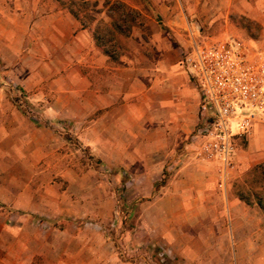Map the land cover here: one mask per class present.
Here are the masks:
<instances>
[{
  "label": "crops",
  "instance_id": "obj_1",
  "mask_svg": "<svg viewBox=\"0 0 264 264\" xmlns=\"http://www.w3.org/2000/svg\"><path fill=\"white\" fill-rule=\"evenodd\" d=\"M152 6L157 19L144 20L153 31L128 33L121 67L54 0L4 7L1 70L29 103L21 111L0 86V264H145L147 251L163 246L187 262L229 263L227 241L214 252L202 233L229 228L216 201L227 184L218 162L198 155L200 98L179 58L192 40L235 38L250 53L264 51V0ZM239 21L258 24L260 40ZM235 142V170L263 162L264 115ZM211 212L220 217L207 221ZM126 214L133 224L121 232ZM250 235L247 254L264 264V238Z\"/></svg>",
  "mask_w": 264,
  "mask_h": 264
},
{
  "label": "built area",
  "instance_id": "obj_2",
  "mask_svg": "<svg viewBox=\"0 0 264 264\" xmlns=\"http://www.w3.org/2000/svg\"><path fill=\"white\" fill-rule=\"evenodd\" d=\"M181 63L199 94V157L217 161L222 184L235 167L237 138H247L264 115V51L250 53L235 39L192 40Z\"/></svg>",
  "mask_w": 264,
  "mask_h": 264
},
{
  "label": "rangeland",
  "instance_id": "obj_3",
  "mask_svg": "<svg viewBox=\"0 0 264 264\" xmlns=\"http://www.w3.org/2000/svg\"><path fill=\"white\" fill-rule=\"evenodd\" d=\"M54 1L57 3L58 7L65 8L67 6V3L70 0H61L63 2V5L57 0H54ZM73 1H74V4H73L74 7L79 9L81 15H85L84 13H86L87 15L90 14L96 19H102L106 23H109L110 19L107 17L105 13V8L101 5L104 1H110V2L118 1L121 3H125L127 7L136 6L137 7L136 9L138 10V14H139L138 21L136 22L135 26L131 28L132 30L130 32L142 30L148 35L153 31L154 27L152 28L150 24L145 23L146 20H144V18L150 15L151 18L157 19L156 14L154 12V8L152 6V0H96V2L95 0H87V3L81 0H73ZM97 2L98 4L94 5ZM15 6H16V0H0V24L3 23L2 19L4 17V11H3L4 7L7 8L6 9L7 12H12ZM97 10H100V12H96ZM87 15H85L86 17L85 23L93 27L96 21H93V22L90 21ZM236 20H239V19H236ZM222 24L223 22L217 23L214 27V31H217V29H220L219 26ZM238 24L244 26L252 37L256 38L257 40H260L258 36L260 34V26L258 24L253 23V22H244V21H239ZM1 32L2 31H0V35L2 34ZM239 32L240 31H236L234 33L239 34ZM145 33L142 34V36L144 37L143 39L144 42L142 44H145L146 42L145 40H147L145 37ZM129 34L127 35L119 34V33L115 34L116 50L118 52V57L115 60V62L117 63V66L119 67H121V64L124 62L125 60L124 57L128 55V36ZM236 37H240V36H236ZM242 38L246 39L244 37ZM135 41H137V39ZM189 48H190V45L187 46V49ZM173 55L176 56L175 54ZM181 55L183 58L184 53ZM150 58L156 60L157 55L155 53L152 54V52H150ZM181 59L179 58V66H180V69L186 74L185 69L180 61ZM1 68H2V62L0 60V86L2 87V93L6 96V98L8 97L10 101H12L15 105H17L21 111L26 112L27 107H28L27 103H29L26 93L20 87H18V85H15L14 83L6 80L7 77L6 75H3V71L1 70ZM39 103H42V102H39ZM69 142L70 144H72L70 146L73 147L74 146L73 142H71V140ZM78 155L79 157H82L81 160L85 164L83 166L86 169H88L89 167L86 164V162L88 161L87 150L81 148V152ZM250 169L251 168L246 169V170H238V169L235 170L234 168L231 169L229 171V178L228 180H226L227 182H225L227 184V192H226L227 195L219 200H216L217 203L222 207L223 211L227 209L226 211L228 213V216H227L228 219H226V214L223 213L221 215V220L219 221H222L223 223L227 221L229 223V228L223 231H215V230L202 231L205 241L208 242L209 245H212L210 249H212L214 252L219 253L222 249L224 250V248L226 247L225 246L226 242L224 243V241H227V248L229 252V263L228 264H237L236 262L237 258L235 256V252L237 251L238 246H241L240 250L242 252L240 254L242 255V257L243 256L245 257V261H241L240 263L241 264H252V260L250 259V256L247 254L249 250L252 249L251 243L248 238L251 236L250 234H252V231H255V232L258 231V233L261 234V237L264 238V213L261 211V209L256 204L252 203L248 205L245 202L241 201L237 196V194L240 193L241 191H248L246 190V187L248 188V184H246L245 186L244 182L247 181L246 179L248 178V175H249L248 171ZM250 178L251 177H249V179ZM158 183L162 184L163 182L161 181ZM256 185L257 186L261 185V183L260 184L257 183ZM123 199H125V196ZM211 204H213V202H210V205ZM231 208L234 209V212L231 210ZM216 215L215 213H212V212L209 213L207 216L208 218L207 221H215V219L213 218ZM125 216L127 217L126 221H123L125 224L121 225L119 228L121 232L122 231L125 232L123 228L125 229L127 228L126 230L128 231V226L133 224L131 220H128V214L124 215L123 217ZM244 223L247 225L245 226ZM242 224L244 226H242ZM231 227H233L234 229L232 230ZM125 234L128 235V233H125ZM237 239H239L240 241L239 244L236 241ZM222 241H223V244H221ZM152 251H147L149 252V255H147L149 259H147L145 264H203L200 262H187L183 259H180L177 256L171 257L172 254L170 253V250L166 249V246L160 247L159 252L155 251L152 253ZM165 253H168L169 256H165L166 255ZM216 264H219V262Z\"/></svg>",
  "mask_w": 264,
  "mask_h": 264
},
{
  "label": "trees",
  "instance_id": "obj_4",
  "mask_svg": "<svg viewBox=\"0 0 264 264\" xmlns=\"http://www.w3.org/2000/svg\"><path fill=\"white\" fill-rule=\"evenodd\" d=\"M62 3L61 0H57ZM87 3V0H81ZM96 2V0H95ZM74 1L70 0L65 7L80 23L83 27L88 28L91 32L93 41L98 49H100L105 55H107L111 60H116L118 57V52L116 50V33L127 35L132 26L137 22L138 11L134 8L127 7L125 3L118 1L110 2L104 1L101 5L105 8V13L110 19L109 23H106L102 19H96L92 15H87L90 21H96L95 25L86 24L85 15H81L79 9L74 7ZM95 3L94 5H97ZM96 12H100L97 10ZM247 181L244 185L248 184V191H241L237 194L238 198L250 205L252 203L256 204L261 211L264 213V161L254 165L248 171ZM249 177H251L249 179ZM261 183V185H256Z\"/></svg>",
  "mask_w": 264,
  "mask_h": 264
}]
</instances>
